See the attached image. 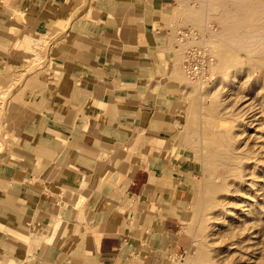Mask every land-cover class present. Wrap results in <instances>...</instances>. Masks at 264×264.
<instances>
[{"label":"crops","instance_id":"1","mask_svg":"<svg viewBox=\"0 0 264 264\" xmlns=\"http://www.w3.org/2000/svg\"><path fill=\"white\" fill-rule=\"evenodd\" d=\"M180 1L0 0V264H170L190 247Z\"/></svg>","mask_w":264,"mask_h":264},{"label":"rangeland","instance_id":"2","mask_svg":"<svg viewBox=\"0 0 264 264\" xmlns=\"http://www.w3.org/2000/svg\"><path fill=\"white\" fill-rule=\"evenodd\" d=\"M172 14L180 25L168 68L197 170L192 242L170 264H264V0H181ZM191 61L201 63L197 74ZM7 98L4 90L1 114Z\"/></svg>","mask_w":264,"mask_h":264},{"label":"built area","instance_id":"3","mask_svg":"<svg viewBox=\"0 0 264 264\" xmlns=\"http://www.w3.org/2000/svg\"><path fill=\"white\" fill-rule=\"evenodd\" d=\"M199 71H201V63L197 61H191V64L189 66V72L191 74H197Z\"/></svg>","mask_w":264,"mask_h":264},{"label":"bare ground","instance_id":"4","mask_svg":"<svg viewBox=\"0 0 264 264\" xmlns=\"http://www.w3.org/2000/svg\"><path fill=\"white\" fill-rule=\"evenodd\" d=\"M36 46H40V47H42V43H40L39 41L36 43ZM243 157V156H242ZM236 158V157H235ZM239 158H240V156H239ZM239 158L237 157L236 159H238L239 160ZM244 158V157H243ZM250 159V158H249ZM240 161V160H239ZM228 164V163H227ZM245 164H246V162H245Z\"/></svg>","mask_w":264,"mask_h":264}]
</instances>
